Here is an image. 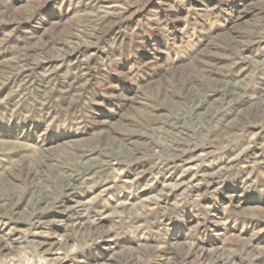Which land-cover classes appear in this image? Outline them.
I'll list each match as a JSON object with an SVG mask.
<instances>
[{
	"label": "rangeland",
	"instance_id": "obj_1",
	"mask_svg": "<svg viewBox=\"0 0 264 264\" xmlns=\"http://www.w3.org/2000/svg\"><path fill=\"white\" fill-rule=\"evenodd\" d=\"M0 264H264V0H0Z\"/></svg>",
	"mask_w": 264,
	"mask_h": 264
}]
</instances>
